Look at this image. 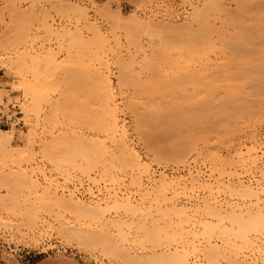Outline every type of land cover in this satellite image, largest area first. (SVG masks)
Wrapping results in <instances>:
<instances>
[{
    "label": "bare ground",
    "instance_id": "1",
    "mask_svg": "<svg viewBox=\"0 0 264 264\" xmlns=\"http://www.w3.org/2000/svg\"><path fill=\"white\" fill-rule=\"evenodd\" d=\"M71 5L69 4L66 9H68L69 14H76V32L67 30L59 36L63 35L71 39L72 42L69 43V46L76 43V66H74V61H70L69 58L67 59L70 62L69 64L65 59L62 65L60 62L58 65L54 62V59L57 58H54V51L52 50L51 52L47 50L48 53L45 51L47 55L45 57L41 56L42 58L39 57L40 55L26 56L27 52V54H16L17 52H14L16 56L8 55L4 57V55H7L5 54L7 52H4L8 48L6 43L11 41H9V38H4L5 42L0 39V50L4 53L0 57V70L6 71L11 76L14 73L15 76L13 77L21 79L16 87L11 86V88H13V92H22L25 98L20 107L21 113L25 115L24 118H27L25 122L29 125L22 146L13 144L15 134L12 129L4 130L0 128V166L10 163L11 165H9L12 168L15 166L20 168L23 167V164H28V166L32 164L38 155L35 153V146L37 139H39L37 146H39L41 157L44 160L46 159L45 161L49 166L55 168V172L62 173V176L65 174V181L69 182L68 177L70 175H66L68 174L66 172L69 170L68 168L72 169L73 172L75 170L80 173L81 175H79L83 176L85 181L92 183L95 187L100 186V181L109 182V186L114 187L124 180L126 181L127 179H124V177L129 175V186L140 191L137 193L133 191L136 195L139 193L140 198L138 196L139 199H136L132 194H128L130 192L127 194L120 193V189L116 191L115 187L105 188L106 195L104 198L95 201L91 199L92 201L88 202L77 196L75 198L69 193L68 195L58 193V195L54 193L55 191L50 190V187L52 188L56 182L55 179L51 178V173L48 177L44 171H39L44 184H46L42 186L34 175L35 172L28 174L27 171L32 169L27 170V167V171L24 169L6 174L3 173V170H0V185L3 184L2 187H4V184L11 185L13 183L17 187L21 186V189L28 190L30 193L28 196L35 198L30 204V209L28 208L33 212L42 209L43 211L46 210L48 214L51 211L50 208H52L55 211L57 210L59 218L60 213L63 215L61 220L67 216L70 219L72 218L75 221L73 222L74 225L69 226V228L58 229L63 233L60 235H63V238L67 241L89 249H100L105 255L111 254L110 257L113 254L116 259H120L124 264H264V203H262L264 181L262 182L259 179L264 178V132L258 127L264 122V50H259L260 44L256 42V38L259 41H264L263 17L258 18L261 24L256 22L255 27L257 28L251 25L254 29L245 30V25L242 24V28L238 26L236 24L237 19L235 20L232 16L237 26L232 24L234 26L232 27V34L229 32L230 35H228L229 37L232 35V37L228 38L229 41L227 42L226 33L224 32V34L221 31L222 29L215 27L216 21L215 23L212 22L215 18L219 20L221 16L220 18L219 16L212 17L213 19L209 20L211 13L217 11V9H219L217 11L220 13L219 15L222 13L220 12L222 8H220L221 5L218 0H204L201 9L196 6L195 16L184 26L163 27L149 21L144 22L137 19L122 22L119 12L120 15L117 14L118 16H115L113 20L120 26L118 27L115 24L113 30L110 33L108 32L109 34H104L88 22L86 9L75 8V6L73 7L74 4L71 7ZM61 7L64 8L62 5ZM242 9L244 8L242 7ZM57 12L59 11L57 10ZM262 13L264 16V11ZM102 14L100 11V15ZM104 14L102 17L107 18V13L104 12ZM212 14L215 16L217 13ZM227 15L225 14V16ZM80 22L86 25H83L84 32L78 28ZM120 23L125 27L122 28L123 26L121 27ZM250 24H252V21ZM225 25L223 26L225 27ZM246 25H249V23H246ZM117 27L122 28L121 30H124V33L117 30ZM133 27L135 28L134 34L136 33L137 37L133 35ZM115 28L121 35L125 34L123 37L125 42L122 41V38L120 39L121 36L116 35ZM248 31L251 34H248ZM85 32L88 34H86L87 36H85ZM141 34L142 36L144 34L146 38L144 43L140 39ZM22 37L24 38L22 39L23 42L24 40L27 42V37ZM21 38L19 37V39ZM19 39L17 37L16 40L19 43H14V45L21 44L22 40ZM64 39L67 41L66 38ZM254 39L253 43L256 44L251 45ZM63 40L59 44L64 43ZM230 44L232 45V51L229 49L231 48ZM66 46L68 45L66 44ZM60 49L58 53H60ZM246 49H249L251 55L255 56L252 58L247 57L249 51ZM260 49H262L261 46ZM255 51L259 52L255 53ZM67 53L70 52L67 50ZM257 55H259V59L255 58ZM72 62L73 64H71ZM71 66L74 67L71 68ZM73 70L76 71V137H66L67 134L65 136V133L63 138L58 135L53 137L52 133V137L49 135V140L45 137L40 139V137L38 138L40 128L44 127V130H46L45 127L56 129L57 124L60 125L61 122L65 123V121L68 123V118L69 122L73 123L71 121L73 115L71 118L70 113L66 110L70 104L69 102H71L66 88L70 83L71 76H73V73H69ZM113 70H116L117 77L114 76ZM26 74L31 75V79ZM113 78H116V82ZM59 88H64L61 90L62 93L59 94L60 98L52 100L50 94ZM173 91L185 93L186 91H197V93L200 92L199 94L201 92L208 94L210 92H223V94H225L224 92H230L229 95H226H228V98L231 97L232 100V120L228 122L232 123V134H230L232 142H227V144L230 143V146L232 145L231 158H225L216 149H211L209 144L211 138L208 139L207 136L198 135L196 137L186 134L187 136L181 135L178 137L180 133L173 135L170 132L173 133L175 130H167V133L173 137L168 135V138L164 139L165 134L163 132L166 131V125L165 130L160 131V134L161 132L164 134V140L161 135H158L159 131L156 135L155 140L158 144L152 150L154 154L153 158H150L151 160H142L139 154L134 151L131 147L129 129L122 120L121 115L127 111L128 113L132 112V115L135 116L134 126H140L142 120L147 118H152V121L156 119L155 121H157L161 116L159 115V109L158 111L155 110L160 101L162 103V100L161 97L156 96L164 95V93L168 95ZM136 94L144 95L145 100L140 101L141 98H138ZM148 101L156 102L149 103L150 105L147 104L146 106L145 102L148 103ZM140 102H144L145 107ZM137 104L143 107L142 109L146 112V115L138 112L142 109ZM167 106H164L166 109L162 106V109L166 111ZM172 106L175 109L173 108L174 110L170 111ZM172 106L166 112L170 111L172 113L175 111V114L167 116L168 121L176 124V126H180L186 120L189 122V118L193 119L197 116L198 110L194 114L196 116L190 117L189 114L184 116V113L182 115L183 113L179 111L181 106L173 104ZM159 107L161 108V104ZM45 108H49L46 114H44L47 111H45ZM176 109H178L177 113ZM201 109L203 110V108ZM157 112H159L158 116H155ZM216 113L214 112V114ZM60 115H62V120L59 118ZM204 116L205 112L202 118ZM215 117L218 118V115H215ZM215 117L210 115L207 118L208 121H206L209 122L210 118L215 119ZM197 118V121L202 120L204 122V119H200V115ZM219 118L224 119V121L227 120L222 116H219ZM214 119L210 121L214 122L216 120ZM228 120H230L229 117ZM158 122H156L157 125H161ZM192 122L195 121L192 120ZM146 123L147 121H144L143 125ZM143 125L141 126L143 127ZM157 125L155 127H158ZM196 125H194L196 128L205 126L199 125L198 122ZM62 126L64 125L62 124ZM162 126L164 127V125ZM176 126L174 125L175 128ZM137 127L134 132L144 133L142 128L138 129L140 127ZM220 127L216 129V132L219 133L220 131L221 133L223 131L219 129H224V127ZM52 128H49L50 131L47 133H51ZM226 129L224 131H228ZM44 130H42L43 133H45ZM176 130L181 131V129ZM197 130L199 131V129ZM197 130L195 132L198 133ZM139 136L141 135L139 134ZM158 136H161L159 141ZM214 139L213 141H215ZM220 139V137L219 139L216 137L218 144L222 140ZM227 139H225V142L228 141ZM142 141L140 140V142ZM198 143L203 144L207 149L199 151L197 148ZM146 145H149L150 149L154 143ZM223 146L225 147V144ZM225 148L228 149L227 145ZM149 149L148 151L152 152V148ZM58 150L60 153H58ZM199 160H203L201 165H205V167L203 166L205 171L200 168L201 166H198ZM166 162L169 165L170 162L180 164V166L183 165L186 170L168 174L166 170L156 173L152 169V164L155 163L159 167ZM166 165L168 164L166 163ZM183 166L181 167L183 168ZM43 169L45 170V168ZM95 173L99 174L98 178L92 177ZM79 184L82 185L81 181ZM118 188L120 187L118 186ZM87 194L90 197L97 198L101 193L99 189V193L95 194L92 188L89 187ZM3 198L0 200V205L5 209L7 201ZM19 210L22 211L21 207ZM5 212L11 214L8 209H5ZM27 213L29 219L24 216L27 222L24 220L28 224L25 227L32 229L35 226L38 229L37 217L34 216L36 214ZM94 225H97V227L92 230L90 227ZM129 243L135 244V246H137L136 244L148 243V245H153V249L150 248L152 251L142 256L138 252L139 256L135 252L136 250L131 251V248L128 247ZM143 248L145 249V247ZM58 257L60 258V256ZM71 262L69 261V264Z\"/></svg>",
    "mask_w": 264,
    "mask_h": 264
},
{
    "label": "rangeland",
    "instance_id": "2",
    "mask_svg": "<svg viewBox=\"0 0 264 264\" xmlns=\"http://www.w3.org/2000/svg\"><path fill=\"white\" fill-rule=\"evenodd\" d=\"M63 2L68 4V5L66 6V4H64ZM203 2H204V0H190V1L189 0H119V1H117V0H0V39H3V41L5 42L6 41L5 39L9 38V41H11V42L6 43L8 48H6L7 50L4 52H7V53H5L7 55H4V53L0 50V57L3 55H4V57H6L8 55L14 57V56H16V54L26 53V52L28 53V54L26 53L27 54L26 56H29V55L30 56H39L40 55L39 57H41V56L45 57L47 55L46 54L47 50H49L50 52L52 50V51H54V53L52 52L54 54V58H57V59H54L55 63H57L59 65V62H60L62 65L64 63V60L66 59L65 61L68 62L67 59L69 58L70 61H74V63H75L74 66H76V43L74 45L72 44L71 46H69L70 45L69 43L72 42V41H70L71 39L64 37L63 35L59 36V34H64V32L67 30H71L73 32H76V29H75L76 25H77L76 24V22H77L76 14L75 13H70V14L68 13V9H66V7H69V4L70 5L74 4L73 7L75 6V8L80 7L82 9H86L87 12L85 10L84 11L87 13L88 22L92 23L96 28H98L104 34H109L111 32V30H113V27H115V24H116L114 22L113 18H115V16H118L120 14H121L120 16H121L122 22H128V21H132L133 19L134 20L137 19L138 21H144V22L149 21L155 25H160L163 27H166V26H184L187 24V22L188 23L190 22V19H192L193 16H195V13L197 12L198 7H199V9L203 8L202 7ZM218 2L221 6L224 7L223 8L220 6V8H222V9H220V12H222L223 15H222V13H221V15H219L220 13L217 12V11H219V9H217V11L212 12V13H217V14H215V16H214V14L211 13V16H210L211 18L209 20L213 19L214 17H218V16L220 18V16H221V18L219 20H218V18H215V20H213L212 22L215 23V21H216L215 27L220 28V30L222 29L221 31L223 33L224 32L226 33V34L225 33L224 34L227 38V42L229 41L228 38L232 37V35L230 37L228 35L232 34V27H234L233 25L235 24L234 21L236 19H237L236 24L238 26H241V28L243 27L242 24H244L246 27V29L244 28L245 30L257 28L255 26L257 25L256 22L257 23L259 22V20H258L259 17L262 16L263 17L262 20H264V16L262 15L263 14L262 11H264V9H262V8H264V0H239V1H236V0H218ZM235 2H238V3L241 2L240 3L241 6H240V4H238V3L236 4ZM61 5L64 6V8H62ZM72 5H71V7H72ZM259 5H260V8H259ZM55 6H57V7L55 8ZM196 6H197V8L195 9ZM242 7L244 9H242ZM107 9H109V10H107ZM261 9H262V11H260ZM57 10L59 12H57ZM60 10H61V12H60ZM99 10L101 11V13H103L102 15H105L104 12L107 13L106 14L107 18L105 16L102 17V15H100ZM221 10H223L224 12ZM119 12H120V14H119ZM67 13H68V15H67ZM234 13H235V15H234ZM225 14H228L227 15L228 17L225 16ZM255 14H257V15H255ZM111 16H112V18L110 19ZM232 16H234L235 20L232 18ZM107 19H108V21H106ZM109 19H110V22H109ZM243 19H244V22L242 23ZM221 20H223V21L220 22ZM251 21H252V24H250ZM80 23L81 24L78 25V28L84 32L83 25L84 26H86V25L83 22H80ZM225 23H226V25H225ZM246 23L247 24L249 23V25H246ZM259 23L261 24V22H259ZM123 24H125V23H123ZM220 24L224 29L220 26ZM236 24H235V26H237ZM223 25H225V27L227 26L228 29L225 28ZM251 25L254 26V28H252ZM46 26H48V27H46ZM116 26H118V25L116 24ZM121 27L124 28L125 26L121 24ZM122 28H118L117 30H121ZM238 28H240V27H238ZM132 29H133V35L136 36V33L134 34L135 28L133 27ZM114 30L116 32V35L121 36L120 39L122 38V41L125 42V40L123 38L125 34L121 35V33H124L123 32L124 30L123 31L121 30V33H119V31H116V28ZM227 32H228V34H227ZM229 32H230V34H229ZM48 33H50L49 36H48ZM54 33H55V35H54ZM56 34L58 35V38H57ZM84 34H85V36L88 35L86 32ZM248 34H251V33H249V31H248ZM22 36L27 37V39H26L27 42H25V40L23 42L22 39H24V38ZM61 36H62V38H60ZM141 36H142V34H141ZM17 37H18V39H19V37L20 38L22 37L19 40H22L23 43L20 41L21 44H15L14 45V43H19L16 40ZM59 38H60V40H59ZM64 38H66L67 41H65ZM61 39L62 40L64 39L63 40L64 43L62 42V44H59L62 41ZM134 39L136 40V38H134ZM140 39H141V41L143 40V43H144V41L146 40L144 34ZM140 39H137V40H140ZM3 41H1V42H3ZM231 41H230V43L232 44ZM254 41H255V39L252 41L251 45L256 44V43H253ZM256 42H257V44H260V46L262 47V49H260V46H259V50H264L263 49L264 48V41H262V40L259 41V39L256 38ZM58 44L65 47L66 50H65V48L62 50L63 47L60 49L61 46H59ZM66 44L68 46H66ZM231 44H230L231 48L228 47L230 49V51H232V45ZM6 45H5V47H6ZM253 46H252V48H253ZM249 48H251V47H249ZM59 49L61 50L60 51L61 54L58 53ZM243 49H242V51H243ZM254 49H256V48H254ZM42 50H43V52H42ZM67 50L70 53H67ZM246 50L249 51V49H246ZM253 50H252V52H254ZM230 51H229V53L231 54ZM14 52H17V53L15 54ZM244 52H245V50H244ZM244 52H243V54H244ZM258 52L259 51H257V52L255 51V53H258ZM13 54H15V55H13ZM58 54H60V56H58ZM248 55L249 56H247V57H249V58L250 57L252 58L253 56H255L253 54L251 55V51H249ZM244 56H246V55L244 54ZM255 58L259 59V55H257V57H255ZM69 63L70 62H68V64ZM71 64H73V62ZM54 65L56 66V64H54ZM73 67L71 66V68H73ZM74 69H76V68H74ZM73 71H75V70H73ZM73 71L69 73V74L73 73V76L70 75L72 78V79L70 78V83H69L70 87L68 85V87L66 88V90L70 96L71 102H74V103L69 102L70 104L67 106L68 108H66V110H68V113H70L69 116L71 118L73 115V118L72 119L70 118L73 123L69 122V118H68L67 120H68L69 125H68V123H66L67 121H65L66 124L64 122H61L60 125L57 124L58 127H56V129L49 127L50 129L52 128V131L54 129V131L53 132L51 131V133H47L48 131H50V130H48L49 129L48 127H45L47 131L44 130V127L42 129L40 128L38 131V138L40 137V139L41 138L44 139V137H45V139L49 140L52 133H53V135H52L53 137H55V136L57 137V135H58L60 138H63L64 133H65V136L67 134L66 137H69V138H73V137L75 138L76 137V123H75L76 122V71L75 72H73ZM113 73H114V76H116V77L118 76L116 70H113ZM26 75L28 77L30 76L29 79H31V75H29V74H26ZM0 76H1L0 77V91H1L0 92V103H2V100L5 98L6 99V105L14 102L20 107L22 105V103L24 102L25 98L23 97L22 92H13V88L16 87V85L19 83V81L21 79L19 77H13V76H15L14 73H12V76H11V74H8V73H6V71H3V70H0ZM61 76H63V75H61ZM113 80L116 82V78H113ZM11 86H13V88H11ZM63 89L64 88H59L58 90L54 91V93L52 92L50 94L52 100L60 98L59 94L62 93L61 90H63ZM199 93H197V91L196 92L186 91V93L180 92V91H176V92L173 91V93L170 92V94H168L169 96L165 95V93H164V95L163 94L157 95L156 97H161L160 99L162 100V103L160 101L158 106H156L157 108L155 111H158V109H159V112H160L159 115L161 116V118H160L161 121H159L160 119H158V117H157V119H158L157 121H155L156 119L155 120L153 119L154 121H152V118L150 117L151 119L147 118L145 120H142L141 124L136 122L137 124H140V126L137 125L140 128H138L137 126H134L135 125V121H134L135 116L132 115V112L128 113V111H127L121 115L122 120H124L127 128L129 129L131 147H133L134 151L139 154V156L141 157L142 160L146 161L147 159L151 160L153 158L154 151H152V150H154L157 146L156 144H158L156 142L157 140H155L158 131H159L158 135H161L162 139L164 136H165L164 139H167L168 135H169V137H173V136H171V134L174 135L175 133H180L178 137H180L181 135L187 136L186 134H188V135L191 134V135L196 136V137H198V135H202L203 137L207 136L208 139L211 138V139H209L210 140L209 144L211 146L210 147L211 149H214V150L216 149V151L219 152L220 154H222L223 157H225V158L226 157L231 158V156H232V145L230 146V143L227 144V142H229V141L232 142L231 141L232 138L230 136V134H232L231 133L232 123H228L229 121L231 122V120H232V100L230 99L231 97L228 98V95H229L228 93H230V92H224L225 94H223V92L222 93L221 92H210L209 94L205 93V92H201V94H199ZM53 94H55V95H53ZM226 94H228V95H226ZM136 95L138 96V98L139 97L141 98L140 101H142V99L145 100L144 95H141L142 97L140 96V94L139 95L136 94ZM131 96H132V94H131ZM133 96L135 97V95H133ZM137 96L135 98H137ZM165 96H167L166 99H165ZM163 98H164V101H163ZM156 99H154V100H156ZM158 100H159V98H158ZM137 101H138V99H137ZM149 101H148V103H146L147 101L145 102L146 106H147V104L150 105L149 103L152 104V102L154 103L157 100L151 101V102H149ZM140 103H141V105L143 104L142 105L143 107H145L144 102H140ZM160 104H161V108L159 107ZM168 104H170L171 106H172V104L179 106V107L181 106L180 107L181 110L179 108V111H181L183 113L182 115H184V113H185L184 116H186L187 114H189L190 117L196 116L194 114H196V111L198 110L197 116L193 117V119L189 118V116H188L189 119L188 118L187 119L189 122H187V120H186L185 123L182 122L180 124V126H182V127H180L178 125L176 126V124L170 123V121H168L169 118L167 115L175 114V111H173L172 113L170 112V111L175 109L173 106H172V108H170L171 110L168 113L166 112V111H168L169 107H171ZM155 105H157V104H155ZM162 106L164 109H166L164 106H167V110L166 111L163 110ZM198 106H200V107L197 108ZM143 107L139 106V108H141V109ZM201 108H203V110ZM205 108H206V110H204ZM138 109H136V111H138ZM141 109H139V110H141ZM20 110H21V107H20ZM48 110H49V108L48 109L45 108L46 112H44V114H46L48 112ZM162 110H163V112H161ZM177 110L178 109H176V113H177ZM199 110L201 111V113H199L200 112ZM138 112L143 113V114L146 113L143 109L141 111H138ZM159 112H157L155 116H158ZM204 112H205V116H206V117L205 116L204 117L206 119L204 117L202 118ZM214 112H217V113L220 112V113L214 114ZM212 114H214V115H212ZM199 115H200V119H204V122L202 120H201L202 123H200L201 122L200 120L197 121V119H198L197 117H199ZM210 115H211V117H215V115L216 116L218 115V118L215 117L216 120L213 118L215 120L214 122H211L210 120H213V119L210 118L209 122H211V123H209V122H207L208 121L207 118H209ZM24 116L25 115L22 113L21 119H22V121L24 120L23 123L25 122V120H27V118L26 117L24 118ZM219 116H222L223 118H225L227 120L224 121V119L223 120H222V118L220 119ZM228 117L230 120H228ZM59 118L62 120V115H60ZM191 119L193 121H195L196 123L198 122L199 125L202 124L205 126H201L203 128H201L199 126L196 128L195 127V126H197L196 123L195 122L193 123ZM219 119H220V121H219ZM165 120H166V122H165ZM221 120H222V122H221ZM144 121H147V123H146L147 125L146 124L143 125ZM226 121H227V123H226ZM156 122L160 123L161 125L158 126ZM148 123L152 126L156 124L158 127H155L156 125L152 127ZM186 123H187V125H186ZM188 123H189V126H188ZM208 123H209V125H208ZM62 124L64 126H62ZM263 124H264V122H263ZM263 124H261V126L259 125L258 127H259V129H261L264 132V125ZM27 125H28V123L26 124V122H25V125L22 129H19L18 127H14V126H12V127L0 126V128H2L4 130H11L12 129V131H14V134H15L13 144L15 146H22V141H23L25 134H26L25 132L29 129V125L28 126ZM141 125H143V127ZM162 125H164V127ZM165 125H166V131H164ZM174 125L176 126V128L174 127ZM190 125H192V126H190ZM171 126L174 127L175 129L174 128L171 129L172 128ZM220 126H223L224 129L227 128L226 130H228V131H224V129L222 128V129H219V130H223V131H221V133H220V131H219V133L216 132L217 131L216 129L218 127L221 128ZM136 127L138 129L142 128L145 135L143 132H140V131L134 132ZM191 127H192V129H191ZM132 128H133V130H132ZM162 129H163V131H164L163 133L165 135L162 134V132L160 134V131H162ZM176 129H178V130L181 129V131L179 130V132H178ZM197 129H199V131ZM209 129H210V131H209ZM42 130H44L45 133H43ZM167 130H171V131L175 130V131L173 133L170 132L171 134H169V133H167ZM196 130L198 131L199 134L197 132H195ZM40 132H42V133L40 134ZM141 133H143V134H141ZM212 133H214V134H212ZM43 134H44V136H42ZM74 134H75V136H74ZM139 134L141 136H139ZM222 135H223V137H221ZM224 135H226V136H224ZM161 136L157 137L158 141H159V138L161 139ZM212 136H216L218 139L220 137L223 140L222 141L220 139L221 142L222 143L224 142L223 145L225 144V147L227 145L228 149L225 148L221 142L219 143L220 144L219 145L217 140H216V137H214L215 138L214 139ZM227 136H228V139H227ZM138 137L142 138L143 141H142V139H139ZM213 139L215 141H213ZM225 139H227L228 141L225 142ZM140 140L142 142H140ZM211 140L213 141V144L211 143L212 142ZM143 142L145 145L143 144ZM151 142L154 143V145H152ZM214 142H216V143H214ZM38 144H39V139H37L36 146H35V153L38 155L36 156V158L32 164H30L29 166H28V164L27 165L23 164V167L18 168L15 166L12 168V166H10L11 164L7 163V165L3 164L4 166L3 165L0 166V170L1 171L3 170V173L6 174V173L13 172V171L16 172L17 170H20V171L24 170V169L26 170V167H27V170L32 169L30 171L26 170L28 172V174H32L33 172H35L34 175L36 176V178H38V181L41 182L40 184H42V186H45L46 184H44L43 177L41 174H39V171H42V172L44 171V173L48 177L51 176V178L55 179V181H56L54 183V185L52 186V188L50 187V190L52 192L55 191L54 193H57V194L59 193L60 195H68V193H69L72 196H74L75 198L77 196V197H79V198H81L87 202L92 201V200L95 201L97 199L104 198L106 195V192H105L106 189L111 188V187L112 188L115 187L116 191H118V189H120L119 190V191H121L120 193L124 192L125 194H127L128 192H130L128 194H132L133 196H135L136 199L140 198L139 193L137 195L134 194V192L137 193L140 191L138 189H135V188L133 189L129 186L130 185L129 184V181H130L129 175H128V177L127 176L124 177V179H127L126 181L124 180L122 183L115 185L114 187L109 186V182H102V181H100V186L95 187V186H93L92 183L85 181L83 176H80L81 175L80 173L76 172L75 170L73 172L72 169L68 168L69 169L68 170L66 168L68 170V171H66L68 173L66 175L67 176L70 175V176L68 177L69 182L65 181L64 180L65 174H63V176H62V173L55 172L56 171V170H54L55 168H52L51 166H49V164L45 161L46 159L44 160L43 157H41V155L39 153V148H38L39 146H37ZM146 144L152 145L151 146L152 149L150 148L152 152L148 151L150 146L146 145ZM213 146H214V148H213ZM197 148L199 149V151H203L204 149L205 150L207 149V147H205L201 143H198ZM58 153H60L59 150H58ZM41 160H42V162H41ZM202 161L199 160L198 166H201L200 168L203 171H205V169H204L205 165H201ZM166 163L168 165H166ZM166 163L161 164L162 166H159V167H158V165H156L154 163V164H152V167H153L152 169L154 171H156V173H159L160 171L166 170V173L168 172V174H171V172L174 173V172H178V171L181 172V171L186 170L183 165H181V166H183V168H182L180 166V164H174V163L170 162V165H169L168 162H166ZM205 163H203V164H205ZM164 164H165V166H164ZM5 167H7V168H5ZM39 167L41 170L39 169ZM33 168H34V170H33ZM43 168H45V170ZM173 170H175V171H173ZM17 172H19V171H17ZM50 173H51V175H50ZM52 173L54 176L52 175ZM92 177L98 178L99 174L95 173V175H92ZM259 179L262 182L264 181V178H262V177ZM80 181L82 184L81 186L79 184ZM12 185H13V183H11V185L10 184H8V185L4 184V187H2L3 184H2V186L0 185V200L3 197H4L3 199H6L7 206L5 207V209H8V211L11 213L9 215L7 212H5L4 207H1V205H0V264H43V263L44 264H59V263L62 264L63 262H65L63 264H67V262L69 264V261L71 262L72 260H73L71 262L72 264H100L101 262H102L101 264H124V262H122L120 259H118V258L116 259V257L113 256V254H112V257H110L111 254L105 255V253L103 251L101 252L100 249L99 250L98 249L94 250L93 248L89 249V248L84 247V246H77L76 243H74V242L67 241L65 238H63V235H60L62 232L58 229H61L63 227L69 228V226L71 227V225L75 224V223H73L75 221H73L72 218L71 219L68 218V216L65 217L64 219L62 218V220H61V217H63V215L60 213V218H59L58 217L59 213H57V210L55 211L52 208H50L51 211H49L50 209L48 210L50 215H49V213L48 214L46 213V210L43 211L42 209L39 210L40 213H39V211L33 212V211L29 210L30 204L32 201L35 200V198L33 199L32 198L33 196H28V195H30V193L25 188H24L25 189L24 190V189H21L22 188L21 186L17 187V185H13V186ZM118 186L120 188H118ZM89 187L92 188V191L95 192V194L96 193L98 194L99 189H100L101 194H99V196L97 198L90 197V195L87 194ZM17 188L22 190V191H20V190L18 191ZM8 189H10L9 192H8ZM56 190H57V192H56ZM138 196H139V198H138ZM30 198H31V200H30ZM262 200H263V202H262ZM262 200H261V202L264 203V198ZM8 202H9V204H8ZM13 204H17V205H13ZM15 207H17L18 209ZM20 207H21L22 211L19 210ZM10 209H13V210L10 211ZM52 211H53V214H52ZM27 212H29V213L31 212V214L32 213L36 214L34 216L37 217L36 223H37L38 229H37V227L35 228V226H34L35 229L34 228L30 229L28 227H25L26 225L28 226V224H26V222H27L26 218L28 217ZM43 212H45V213L43 214ZM26 213H27V215H26ZM54 215L56 218L54 217ZM24 216H26V218ZM30 217H33V216L30 215ZM57 218H59L60 220L59 219L57 220ZM24 219L26 220V222ZM27 219H29V217ZM56 220H57V222H56ZM66 221H67V223H66ZM47 222H49V223H47ZM74 227H76V226H74ZM77 227H79V226H77ZM82 227H84V226H82ZM96 227H97V225H94V226H91L90 228L92 230H95ZM58 231H59V233H58ZM34 241H36V242H34ZM143 244L142 245L136 244L137 246H135V244H133L134 245L133 246L132 243H129L130 246L128 245V247L131 248V251H133V252L136 250L135 252L137 254L139 252V254L142 256L145 253L152 251V249H153V245L149 244L150 245L149 246L148 243H143ZM140 245H141V247H140ZM145 245H147V246H145ZM143 247H145V249ZM136 248H138V249H136ZM150 248H152V249H150ZM65 249H68V250L65 252ZM96 250H97V252H96ZM58 256H60V258ZM59 259L61 260V262H59L60 261Z\"/></svg>",
    "mask_w": 264,
    "mask_h": 264
},
{
    "label": "built area",
    "instance_id": "3",
    "mask_svg": "<svg viewBox=\"0 0 264 264\" xmlns=\"http://www.w3.org/2000/svg\"><path fill=\"white\" fill-rule=\"evenodd\" d=\"M21 118L22 113L20 107L14 102L6 105V99L4 98L2 100V103H0V126H14L22 129L24 127V123ZM67 250L68 249H65V252Z\"/></svg>",
    "mask_w": 264,
    "mask_h": 264
},
{
    "label": "crops",
    "instance_id": "4",
    "mask_svg": "<svg viewBox=\"0 0 264 264\" xmlns=\"http://www.w3.org/2000/svg\"><path fill=\"white\" fill-rule=\"evenodd\" d=\"M1 77V76H0Z\"/></svg>",
    "mask_w": 264,
    "mask_h": 264
}]
</instances>
